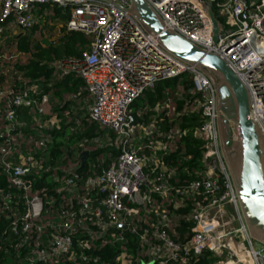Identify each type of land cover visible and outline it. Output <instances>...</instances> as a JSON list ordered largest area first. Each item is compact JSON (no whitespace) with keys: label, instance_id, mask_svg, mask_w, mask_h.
<instances>
[{"label":"built area","instance_id":"built-area-1","mask_svg":"<svg viewBox=\"0 0 264 264\" xmlns=\"http://www.w3.org/2000/svg\"><path fill=\"white\" fill-rule=\"evenodd\" d=\"M147 2L166 28L218 54L238 75L249 91L250 117L264 134V0ZM207 2L221 27L216 42ZM41 5L67 11L60 35L80 32L89 38L80 60L62 58L51 65L58 78L74 73L82 80L88 118L106 135L114 134L117 155L94 175L82 176L68 162L58 176L54 166L58 195L46 196V187L34 182L49 170L48 123L37 121L31 128L24 119L42 117L48 96L37 85L0 83V168L24 202L23 213L3 232L0 252L26 264H191L204 252L214 264H264V244L247 233L220 151L216 94L208 77L163 50L124 9L128 0H0V66L8 63L9 73L25 54L11 40L38 24ZM182 73L189 74L196 95L190 110L201 115L192 136L202 142V166L185 167V176L194 177L172 183L176 168L161 152H172L186 130L154 137L155 122L138 124L129 108L157 82ZM160 109L174 111L168 103L155 106ZM24 129L34 131L26 135ZM78 146L87 149L83 142ZM44 197L48 206L58 205L45 212ZM235 231L242 241L234 239Z\"/></svg>","mask_w":264,"mask_h":264},{"label":"trees","instance_id":"trees-1","mask_svg":"<svg viewBox=\"0 0 264 264\" xmlns=\"http://www.w3.org/2000/svg\"><path fill=\"white\" fill-rule=\"evenodd\" d=\"M257 2L260 3V0ZM37 11L41 14L38 24L29 31L16 34L11 40L13 46L25 54L12 65L10 73L6 71L8 63L0 66V83L15 84L21 86V89L37 85L40 93L47 94L48 112L45 110L41 118L45 124L48 123L45 131L51 140L48 155L44 159V165L49 170L43 172L42 178L34 182V187H46V196L57 197L55 187L58 182L51 177L54 166L58 167L56 172L58 176L63 174L60 167L67 165L68 162L74 164L75 170L82 176L94 175L115 158L117 151L110 149L114 144V134L110 132L108 134L110 140L105 142L103 136L106 135V131L88 118V102L86 93L82 90V80L74 73L58 78L54 74V66L51 65L53 61L62 58L80 60L82 53L89 49V38L80 32H66L53 42L49 39V34L36 35L38 30L52 29L55 25L64 24L68 18L67 11L56 5H41L37 7ZM17 75L21 76L20 80H16ZM70 77L73 79L70 80ZM76 93H79V96L73 97ZM195 98L188 73H182L157 82L153 89H147L143 95L135 99L129 108L138 124L155 122L157 130L151 134L154 137L158 136L159 132L169 129L180 132L186 130L185 135H180L176 139V148L172 152L169 154L161 152L165 163L176 168V173L171 178L172 183L182 182L185 177L189 179L194 177L193 173L185 176V167L191 171L194 167L202 166V142L192 136V130L201 122L200 112L190 110ZM165 103L174 107L171 114L165 109L155 111L156 105ZM50 120L55 121L50 124ZM94 139H99L103 145L100 146ZM81 142L87 146L88 151V157L82 167L80 163L83 150L78 146ZM72 152L76 155L73 156ZM103 154H107L106 159L101 158ZM8 193L11 195L10 201L6 200ZM43 200L45 212L52 211L58 205L55 203L48 206L46 197ZM23 210V199L9 187L6 174L0 168V243L5 238L4 230L15 217L23 213ZM44 211L43 216L46 215ZM9 261H12V264H26L18 262L11 253L0 252V264H9ZM214 261L215 258L210 253L204 252L191 264H214Z\"/></svg>","mask_w":264,"mask_h":264},{"label":"water","instance_id":"water-1","mask_svg":"<svg viewBox=\"0 0 264 264\" xmlns=\"http://www.w3.org/2000/svg\"><path fill=\"white\" fill-rule=\"evenodd\" d=\"M109 2L110 0H102ZM213 28V40L221 32L211 3L207 2ZM159 46L177 59L194 65L210 80L215 89L216 125L220 151L229 172L248 235L264 244V134L250 117V95L247 87L216 53L207 51L175 31L147 0H128L124 8ZM88 151L81 154L82 167Z\"/></svg>","mask_w":264,"mask_h":264},{"label":"rangeland","instance_id":"rangeland-1","mask_svg":"<svg viewBox=\"0 0 264 264\" xmlns=\"http://www.w3.org/2000/svg\"><path fill=\"white\" fill-rule=\"evenodd\" d=\"M61 25L62 24H58V25H55L54 26V28H52V29H47L46 28V30L45 29H43L44 31L42 32V34H44L45 36H48V34L50 35V38H52V37H54V38H58V36H60V34H59V29L61 28ZM189 75V74H188ZM73 79V77H70V80H72ZM49 107V106H48ZM46 110V112H48V109L46 108L45 109ZM25 121H26V123L27 124H29V126L31 127V128H34V124L35 123H37V121H39V122H44L43 120H42V118L41 117H38V116H34V119L32 120V118H25L24 119ZM32 131H34V130H32V129H28L27 131H26V129H24V133L26 134V135H28V133L29 132H32ZM103 139H104V141L105 142H108L109 140H110V137H109V135L107 134V135H104L103 136ZM100 146H102L103 145V143L101 142H99L98 143ZM116 146H117V143L115 142L113 145H111L110 147V149L111 150H116ZM87 150V149H86ZM73 153V156H75L76 155V153L75 152H72ZM110 155V154H109ZM106 156H107V154H103L102 155V157L101 158H103V159H106ZM74 164H72L71 162L69 163V165H68V169H73L74 168ZM234 228H237V223L235 222L234 223ZM234 239L236 240V241H242V237H241V233L239 232V231H235L234 232ZM244 242H245V240H244ZM260 242H258V241H255V244H259Z\"/></svg>","mask_w":264,"mask_h":264}]
</instances>
